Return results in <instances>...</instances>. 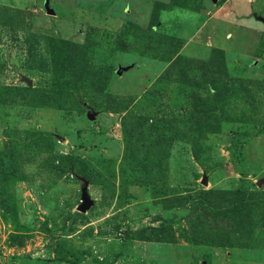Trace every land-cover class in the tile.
Returning a JSON list of instances; mask_svg holds the SVG:
<instances>
[{
  "label": "rangeland",
  "instance_id": "374dc122",
  "mask_svg": "<svg viewBox=\"0 0 264 264\" xmlns=\"http://www.w3.org/2000/svg\"><path fill=\"white\" fill-rule=\"evenodd\" d=\"M44 4L0 0V264H264V0Z\"/></svg>",
  "mask_w": 264,
  "mask_h": 264
},
{
  "label": "trees",
  "instance_id": "16d2710c",
  "mask_svg": "<svg viewBox=\"0 0 264 264\" xmlns=\"http://www.w3.org/2000/svg\"><path fill=\"white\" fill-rule=\"evenodd\" d=\"M172 2H173V4L177 5L175 1H172ZM159 5L160 4L156 5V9H158ZM10 11H11L10 9H7L6 7L0 6V25H6V24L10 23V21L13 19V17H10V19H7L9 16L8 12H10ZM175 42H179V40H176ZM242 207L243 206H241V203H240L238 210H240V208H242Z\"/></svg>",
  "mask_w": 264,
  "mask_h": 264
},
{
  "label": "water",
  "instance_id": "95a60500",
  "mask_svg": "<svg viewBox=\"0 0 264 264\" xmlns=\"http://www.w3.org/2000/svg\"><path fill=\"white\" fill-rule=\"evenodd\" d=\"M44 2H45L44 7H45L46 12L49 15H52L53 16L54 15V11H53V9L50 6V0H44ZM261 20L264 22V19H261ZM29 86H32V83L31 82H29ZM204 184H206V182H204ZM87 208H88V206H82L80 208V211H83L84 212Z\"/></svg>",
  "mask_w": 264,
  "mask_h": 264
}]
</instances>
